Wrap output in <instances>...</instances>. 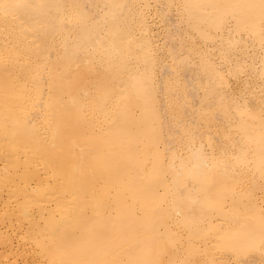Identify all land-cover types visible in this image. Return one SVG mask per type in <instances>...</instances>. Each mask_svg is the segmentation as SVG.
Here are the masks:
<instances>
[{"label": "bare ground", "instance_id": "bare-ground-1", "mask_svg": "<svg viewBox=\"0 0 264 264\" xmlns=\"http://www.w3.org/2000/svg\"><path fill=\"white\" fill-rule=\"evenodd\" d=\"M0 264H264V0H0Z\"/></svg>", "mask_w": 264, "mask_h": 264}]
</instances>
